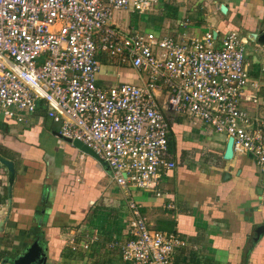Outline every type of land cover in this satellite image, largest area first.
Masks as SVG:
<instances>
[{
  "label": "crops",
  "instance_id": "crops-1",
  "mask_svg": "<svg viewBox=\"0 0 264 264\" xmlns=\"http://www.w3.org/2000/svg\"><path fill=\"white\" fill-rule=\"evenodd\" d=\"M162 1L147 23L123 12L113 22L175 40L237 33L249 76L242 107L264 116V0ZM100 60L103 89L147 80L129 65ZM156 96L170 126L167 158L176 168L162 177L159 196L133 191L131 197L155 229L186 241L175 264H264V197L252 158L225 159L229 138L172 114L165 87ZM60 129L42 109L23 124L0 117V158L14 165L10 173L0 164V264H15L35 245L46 264H126L120 249L129 239L130 197L104 163L67 143Z\"/></svg>",
  "mask_w": 264,
  "mask_h": 264
},
{
  "label": "built area",
  "instance_id": "built-area-1",
  "mask_svg": "<svg viewBox=\"0 0 264 264\" xmlns=\"http://www.w3.org/2000/svg\"><path fill=\"white\" fill-rule=\"evenodd\" d=\"M162 2L0 0V117L23 124L42 109L63 137L81 141L106 165L130 197L129 239L120 249L126 264H175L186 246L178 233L155 229L131 197L159 196L162 177L176 168L167 158L169 122L157 103L164 87L172 114L233 139L235 156L252 155L264 197V116L241 103L249 85L244 44L234 32L175 40L113 22L119 12L149 16ZM102 56L145 73L146 82L103 89Z\"/></svg>",
  "mask_w": 264,
  "mask_h": 264
},
{
  "label": "water",
  "instance_id": "water-1",
  "mask_svg": "<svg viewBox=\"0 0 264 264\" xmlns=\"http://www.w3.org/2000/svg\"><path fill=\"white\" fill-rule=\"evenodd\" d=\"M222 11L225 12L226 8L223 7ZM59 136L64 139L67 143L72 144L76 149L81 150L82 152L94 156L96 158L94 152L89 149L86 145H84L81 141H72L71 139L63 137L61 134ZM233 156V139H230L225 153V159H232ZM249 157L252 158V155H249ZM0 164L3 167H6L10 173H14V165L12 162L4 158H0ZM15 264H46V256L42 251V248H40L38 245H35L31 250L28 251L27 255L24 258L15 261Z\"/></svg>",
  "mask_w": 264,
  "mask_h": 264
},
{
  "label": "rangeland",
  "instance_id": "rangeland-1",
  "mask_svg": "<svg viewBox=\"0 0 264 264\" xmlns=\"http://www.w3.org/2000/svg\"><path fill=\"white\" fill-rule=\"evenodd\" d=\"M147 18H148V16H143V17H142V22H143V23H147Z\"/></svg>",
  "mask_w": 264,
  "mask_h": 264
}]
</instances>
